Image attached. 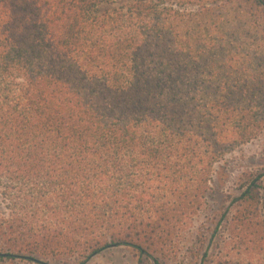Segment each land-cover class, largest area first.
<instances>
[{
    "label": "trees",
    "instance_id": "16d2710c",
    "mask_svg": "<svg viewBox=\"0 0 264 264\" xmlns=\"http://www.w3.org/2000/svg\"><path fill=\"white\" fill-rule=\"evenodd\" d=\"M263 133L264 0H0V261L264 264L261 176L184 244Z\"/></svg>",
    "mask_w": 264,
    "mask_h": 264
},
{
    "label": "rangeland",
    "instance_id": "374dc122",
    "mask_svg": "<svg viewBox=\"0 0 264 264\" xmlns=\"http://www.w3.org/2000/svg\"><path fill=\"white\" fill-rule=\"evenodd\" d=\"M110 6L102 7L108 9ZM255 176L264 180V133L255 141L244 145L228 155L215 168L213 176V191L208 200L206 210L196 219L194 226L185 233L184 244L189 247L193 244L198 231L203 225L221 216L226 208L236 204L242 188L247 184V178ZM6 204L0 198V211ZM264 214V201L262 204ZM218 217L220 219L221 217ZM0 247V252H1ZM0 264H37L32 261L2 262ZM50 264H65L62 261H50ZM86 264H139L138 257L132 249L127 247L111 248L90 259Z\"/></svg>",
    "mask_w": 264,
    "mask_h": 264
}]
</instances>
